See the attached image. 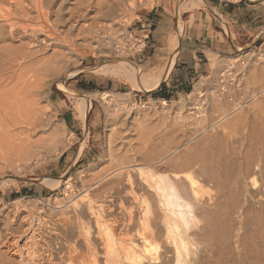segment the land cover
<instances>
[{"label":"rangeland","instance_id":"obj_1","mask_svg":"<svg viewBox=\"0 0 264 264\" xmlns=\"http://www.w3.org/2000/svg\"><path fill=\"white\" fill-rule=\"evenodd\" d=\"M78 1L71 0L69 7H74ZM119 1L129 6L125 10L119 7L122 11L117 10L113 16L100 19V26L104 27L98 34L88 35L87 39L79 37L80 49L73 55H67L64 69L42 78L45 86L37 89L38 97L33 98L36 99L33 106L29 103L32 98L27 97L29 102L25 98L23 101L26 103L22 101L18 107L26 116L22 121L28 122L12 131L17 134L16 143L24 145L23 149L20 146L22 150L14 148V153L13 148H5L1 154L5 151L7 154L0 157L1 253L7 250L3 244L9 237L14 239L17 249L24 248L25 241H17V234L12 233V237L10 233L16 226L10 223L12 213L9 214L11 217L7 215L10 209L14 211V203L19 204L23 216L33 218L27 222L30 226L25 224V229L30 228L29 236L38 224L47 225L43 240L37 231L34 233L37 241L47 244L54 240L57 243L62 238L63 230H54L62 216L55 217L62 210L74 217L75 212L79 213L78 209L74 211L77 206L86 208L89 204L88 207H101L99 210L104 212L100 211V214L103 213L105 220L109 219L108 224L113 225L112 220H115L118 227L130 231V236L135 235L134 231L138 229L135 226L141 228L143 224H139L144 222L143 219L151 220V228L158 236L153 243V253L160 258V264H170L173 257L172 246L163 242L167 222L179 228L184 243L190 249L186 262L182 264H264V48L249 45L234 55L214 57L209 72L187 85L190 93L176 95L171 101L155 99L149 95L152 91L136 88L138 83L130 77L102 74L92 69L126 62L139 70V76L148 79L147 76L156 69L140 66L147 50L145 42L150 37L144 38L150 30V15L156 9L165 16L176 11L179 15L180 11L188 10L185 8L186 0ZM171 31L165 28L161 32L163 38L169 39L167 34ZM166 39L162 40L167 44L161 46V59L156 61L160 64L159 71L167 70L171 57L179 51L175 49V52L170 50L168 53L164 49L169 44L172 48L175 40L179 42V35L172 34L170 40ZM57 50L68 54L63 48ZM174 64L175 60L172 69ZM61 82H65L70 93L59 89ZM81 82L93 83L97 89L81 91ZM55 92L61 93L66 101L56 104L51 97ZM83 96L90 98V109L93 107L100 119L93 140H90L93 130L90 137L88 131L85 135L73 134L71 126L63 121L65 112L71 113L77 121H83L78 112L80 97ZM28 106L37 110H34L36 115ZM90 114L91 110L86 119ZM180 116L191 119L188 131L176 142L165 143L162 135ZM110 135L112 152L108 146ZM92 143L95 148L90 158L82 166L72 167L70 161ZM24 148L29 149L28 154ZM202 152L206 153L204 165L188 168V159ZM146 154L152 155L155 160L152 163L161 166L159 176L168 181L163 204H158L155 193L144 184L140 175L151 170L143 162ZM157 155L159 160H156ZM124 156L129 158L128 163L119 165ZM118 170L129 175L114 176ZM43 179L51 181L42 183ZM190 180L197 182V197L193 194ZM78 216L79 220L73 219L74 223L81 221L70 230V235L68 232L73 240L71 246L86 251L84 242L77 239L76 230L84 222L86 228L88 225L93 246H97L102 254V241L93 230L94 220L87 212ZM89 224L94 227L91 229ZM2 256L0 264H20L17 262L19 255L12 254V251L7 250L6 258Z\"/></svg>","mask_w":264,"mask_h":264},{"label":"bare ground","instance_id":"obj_2","mask_svg":"<svg viewBox=\"0 0 264 264\" xmlns=\"http://www.w3.org/2000/svg\"><path fill=\"white\" fill-rule=\"evenodd\" d=\"M70 1L71 0H0V154L5 150V148H13L12 151L14 153L16 152L15 149L19 148V146L23 149L22 146L24 145H19L18 143H16L18 142L17 134H13L12 131L13 129H17V126H19L20 124L28 122L26 120L22 121V117H24L25 115L22 114L21 110H18V107H21V102L25 98L27 102V97H29L32 98V100L29 99L30 102H28L30 103V105H32V103L38 97H36V94L39 92L37 89L41 86H45V80L43 81L44 77H48L51 75L53 76L61 72L66 64L67 55H73L77 51H79V43L77 42V39H79V37L82 38L84 36V38L87 39L88 35L98 34L101 30H103L104 27L100 26V19L113 16L117 10H120L119 7H122L125 10V7L129 6L123 4L119 0H79L78 2H76L74 7H69L71 5ZM197 1L198 2H196V4H194L195 2L193 3V6H197L198 4L203 3L202 0ZM131 3L134 4L135 2L131 1ZM59 47L65 49L68 54L62 52L61 50H57V48ZM175 49L179 50L178 40H175L172 46V50H174V52ZM49 52H52L50 56L47 55ZM176 56L177 54H174L171 57V63L168 65L167 70H165L164 68L165 72L159 71V69H156L154 72L151 71L152 73L147 76L148 79L134 76L132 72L129 71V63L126 62H115L113 64L103 65L101 66V68L93 67L94 69H92V71L102 74L112 73L114 75L116 74L117 76L124 75L126 77H130L133 82L138 83L137 86L135 84L136 88L138 87V89L143 91H151L157 89L161 82H163V80L167 78L172 69L173 61L175 60ZM64 83L61 82L59 84V89L66 93H70ZM106 94L107 93H105L104 95ZM88 96L80 97L81 103L79 104L80 106H78V112L81 113L80 117H82L83 119L87 117L91 107V100ZM35 97L36 99H33ZM35 103L37 106V101ZM165 103L166 102H164V104ZM23 106L24 105H22V109ZM30 107L29 110L31 111L33 108L30 109ZM23 110L25 112L26 109ZM34 110L35 108L33 109V113L34 115H36ZM31 118H35V116ZM179 118V120L174 121L173 124L168 126L167 131L162 135V138L164 139L163 141L165 143L176 142L179 136L188 131V127L190 126L189 121L191 119L182 116H180ZM36 120L33 119V121ZM36 122L34 123V125H36ZM29 125L27 124L26 126ZM109 138L110 142L108 146L109 150L112 152V136L110 135ZM21 148H19V150ZM12 151H9L10 153L8 154H11ZM24 151L28 154L29 149L24 148ZM5 154H7L6 151L4 154H1L0 157L3 158ZM151 156L152 155L146 154L143 157V162L145 163V165L151 167L150 172L145 171L140 175L143 177L144 184L149 189H151V192L155 193V196L158 198V204H163V199L165 197V188L168 184V181L159 176L161 166H156L154 163H152L155 160L151 158ZM205 156L206 153L204 152L203 154L199 153L197 156L194 155L192 158L188 159V168L203 166L205 163ZM159 158L160 157L158 156L156 160H159ZM128 159L129 158H127V156H124L123 159L121 158L119 160V165H124ZM248 172H251V170H248ZM116 174L114 175L116 177H126V175H129L128 172L122 170H118ZM50 181V179H43L41 182H45L48 184L50 183ZM190 186L194 196L197 197L199 193L197 182L192 181ZM132 197H134V195ZM14 204L15 205L12 206L14 207V211L10 209L7 215L10 216L9 214L12 213L13 216L10 223L13 222V227L16 226L14 230H11L13 232L10 233L11 235L12 233L13 235L17 234V241H25V243L23 244L24 248H21L20 250L17 249L15 247L16 242H14V239H10L9 236L5 238L7 239L9 237L7 240H5L3 246L8 251H12V254L19 255V261L17 262H19L20 264H160V258L155 256L156 254L153 253V250L155 249L153 248V243L157 241L158 236L151 228V220L149 221L148 219H143L144 222L139 224H143L141 228L139 225V227L135 226V228L138 229L134 231L135 235L130 236V231L126 230L127 226L124 227L126 229L120 228L121 226L118 227L115 220H112L113 225H109V219L105 220L103 213L100 214V211H103L99 210L101 207L95 208L92 207L93 205L91 207H88V204L85 208L81 206L78 207L76 205L77 207L75 208L76 210L74 209V211H77L78 209L79 213L75 212L74 217L72 216L73 214H70L72 217L68 216L69 214L66 213L67 211L64 212L65 209L62 210V212L60 213L61 215L59 214L57 215V217H55L60 218L62 216L61 220H59L60 223L58 224V227L60 228H58L57 226H55L57 227L55 228L53 226L55 228L54 230L58 232V230L60 229V231L62 232L63 230V232L61 233L62 238H60V241L56 243V241L54 240L56 245L53 246L54 241H50V243L52 242V245H49L50 243L47 244L46 242H42L43 234L46 233L44 232L46 224H38L37 229L33 230L31 233L32 235L29 236L30 228L26 227L25 229V224H27L28 221L30 222L31 217L25 215L23 216L24 212L22 213L20 211V208H18L20 207L19 204ZM71 208L72 207H70V209ZM85 212H87L89 216L94 220L93 223L95 224L93 225H95L96 231L95 229L93 230L94 232H97L96 234L102 241V254L98 252L97 246H93L91 242L92 239L90 240L89 237L90 234H88V225L86 228L83 221L82 225L78 226L79 229L76 230H78L77 239H79L81 242H84L83 244L85 246H83L86 247V251H82L76 247L71 246V241L73 240L69 238V235L71 233L70 230H72V228L74 229L75 224L81 221L80 220L77 221V223H74L75 220L73 219L79 220L78 215H84ZM8 220L10 219L8 218ZM131 220L132 217L130 216V224H132ZM171 223L167 222V229L163 242L172 246L171 254L173 255V257L170 260V264H182L186 262V257L187 255H189L190 249L188 248L187 244L184 243L181 233L179 232V228ZM27 225L30 226V223ZM91 226L89 224V227ZM93 227H91V229ZM12 228L10 226V229ZM6 229L9 228L7 227ZM36 231L39 233V237H42L40 238L42 240L38 239V237L37 239L40 241L36 240L34 236V233ZM7 232L9 233V230H7ZM75 233L76 232H74V237ZM77 239L75 240L77 241V243H79L80 241L78 242ZM7 250L5 251V253H1L2 251H0L1 256L2 254L6 256ZM5 260L6 259H4V261ZM8 264L12 263L10 262Z\"/></svg>","mask_w":264,"mask_h":264},{"label":"crops","instance_id":"obj_3","mask_svg":"<svg viewBox=\"0 0 264 264\" xmlns=\"http://www.w3.org/2000/svg\"><path fill=\"white\" fill-rule=\"evenodd\" d=\"M202 1L203 3L193 8L196 0H186L185 8L188 10L183 13L180 11L179 15L176 11L173 14L166 13L165 16L158 9L151 13L150 21L148 19L150 28L148 36L150 37L147 39L148 36H144L149 41L145 42L147 50L142 57L144 63L140 67L157 69L160 66L156 64V61L161 59L159 58L161 46L167 44L162 41L166 38H163L161 34L165 28L173 30V32H168V40L172 34L179 35V51L169 78L164 80L158 89L151 91H158L162 88L164 93L171 94L173 97L185 93L189 87L188 84L199 77H204L209 72L212 58L234 55L237 50L249 45L264 48V0ZM168 21L171 24L168 25ZM164 49L168 50V53L172 50L170 44ZM130 66L132 74L141 77L138 75L139 70L133 65ZM51 97L56 104L66 101V98L59 92L53 93ZM90 110V117L85 118L86 120L77 121L71 113L65 112L63 121L71 126L73 134L76 132L85 135L88 131L90 137L93 130V136L90 139L93 140L94 131L100 119L95 115L93 107ZM94 148L95 145L92 143L83 152H78L76 158L70 161V165L74 168L82 166L90 158Z\"/></svg>","mask_w":264,"mask_h":264},{"label":"trees","instance_id":"obj_4","mask_svg":"<svg viewBox=\"0 0 264 264\" xmlns=\"http://www.w3.org/2000/svg\"><path fill=\"white\" fill-rule=\"evenodd\" d=\"M80 84L82 91L90 92V91H95L97 89L96 85H94L93 83L85 84L81 82ZM190 92H191L190 87H188L185 90V94H188ZM149 95L153 96L155 99H161L165 101H171L173 99V95L164 93V90L162 88L158 91H152L151 93H149Z\"/></svg>","mask_w":264,"mask_h":264},{"label":"built area","instance_id":"obj_5","mask_svg":"<svg viewBox=\"0 0 264 264\" xmlns=\"http://www.w3.org/2000/svg\"><path fill=\"white\" fill-rule=\"evenodd\" d=\"M148 36V34H146V37ZM145 40H146V38H145Z\"/></svg>","mask_w":264,"mask_h":264}]
</instances>
